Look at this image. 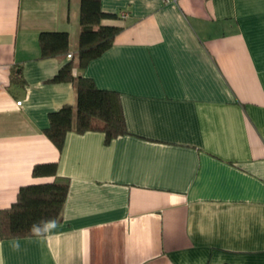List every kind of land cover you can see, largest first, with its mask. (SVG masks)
<instances>
[{"label": "crops", "instance_id": "crops-1", "mask_svg": "<svg viewBox=\"0 0 264 264\" xmlns=\"http://www.w3.org/2000/svg\"><path fill=\"white\" fill-rule=\"evenodd\" d=\"M101 8L121 30L73 75L119 93L128 133L69 131L59 150L44 130L76 91L50 79L72 57L43 58L39 34L76 56L80 0H0V211L68 183L44 235L0 237V264H264V0ZM47 162L56 178L33 177Z\"/></svg>", "mask_w": 264, "mask_h": 264}, {"label": "trees", "instance_id": "trees-1", "mask_svg": "<svg viewBox=\"0 0 264 264\" xmlns=\"http://www.w3.org/2000/svg\"><path fill=\"white\" fill-rule=\"evenodd\" d=\"M116 16L102 10L101 0H80V32L76 56L72 54V58L50 79L51 82L69 81L76 91L75 107L64 105L50 113L49 126L44 130L59 150L69 131H99L104 134L106 143L128 133L119 93L98 88L82 74L73 75L75 68L83 69L112 46L121 28L103 25L101 21ZM39 45L43 58L67 56L68 33L41 32ZM56 174L57 165L54 162L39 163L32 169L33 177L56 178ZM67 192L68 183L59 179L21 186L11 207L0 211V237L7 239L44 235L46 225L61 218Z\"/></svg>", "mask_w": 264, "mask_h": 264}, {"label": "built area", "instance_id": "built-area-1", "mask_svg": "<svg viewBox=\"0 0 264 264\" xmlns=\"http://www.w3.org/2000/svg\"><path fill=\"white\" fill-rule=\"evenodd\" d=\"M67 57L71 58L72 57V54L71 53H68L67 54ZM17 104H20V101H18Z\"/></svg>", "mask_w": 264, "mask_h": 264}]
</instances>
